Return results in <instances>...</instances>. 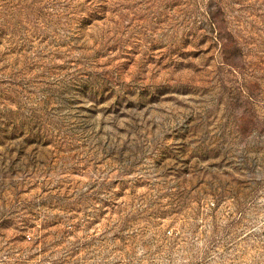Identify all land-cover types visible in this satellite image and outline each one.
Returning <instances> with one entry per match:
<instances>
[{
	"label": "rangeland",
	"instance_id": "obj_1",
	"mask_svg": "<svg viewBox=\"0 0 264 264\" xmlns=\"http://www.w3.org/2000/svg\"><path fill=\"white\" fill-rule=\"evenodd\" d=\"M0 264H264V0H0Z\"/></svg>",
	"mask_w": 264,
	"mask_h": 264
}]
</instances>
